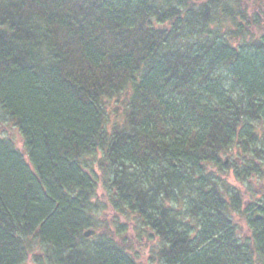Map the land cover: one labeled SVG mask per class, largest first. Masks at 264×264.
Listing matches in <instances>:
<instances>
[{"label":"trees","instance_id":"1","mask_svg":"<svg viewBox=\"0 0 264 264\" xmlns=\"http://www.w3.org/2000/svg\"><path fill=\"white\" fill-rule=\"evenodd\" d=\"M262 31L264 0H0V264H264Z\"/></svg>","mask_w":264,"mask_h":264},{"label":"rangeland","instance_id":"2","mask_svg":"<svg viewBox=\"0 0 264 264\" xmlns=\"http://www.w3.org/2000/svg\"><path fill=\"white\" fill-rule=\"evenodd\" d=\"M262 33L264 34V31H262ZM109 102L110 105L112 106L116 104V102L112 100H110ZM0 135L11 138L18 148H22L23 139L21 134L19 133L18 129L15 126L11 125L8 121L2 122L0 124ZM239 156L240 155H238V150L234 149L233 151L228 152L227 154H223L222 159H224L226 163H228V161H232L233 159L241 160ZM223 176H225L226 180H228L232 185L236 186L237 188H239V190L243 192L245 200L246 198L247 200H252V198L254 197H259L258 192L263 188L262 186L263 180L257 176H253L250 180H248L245 183H240L236 180L232 169L227 170V173L224 174ZM254 193L257 196H255ZM97 199L99 201L100 206L104 205L103 207L104 209L102 210V214H101L103 217L100 216L103 223L108 225L110 224L111 226L115 224L118 228L122 229L124 227L120 225L121 223V224H125L127 228L128 225L126 221L128 220L127 219L125 220L124 217H122L120 214L118 215L116 212H114L111 209V207L107 203L106 195H103V191L100 188L97 190ZM240 224L242 227L245 228L246 225L244 221H241ZM128 233L129 234L133 233L131 228H129ZM148 240H149L148 238L144 239V242L146 243L147 246L150 244ZM147 254H145V257L143 258L142 261H144V259L148 257ZM25 264H34V262L30 260Z\"/></svg>","mask_w":264,"mask_h":264},{"label":"water","instance_id":"3","mask_svg":"<svg viewBox=\"0 0 264 264\" xmlns=\"http://www.w3.org/2000/svg\"><path fill=\"white\" fill-rule=\"evenodd\" d=\"M92 234H94V230L93 229H88V230H86L85 232H84V235L85 236H90V235H92Z\"/></svg>","mask_w":264,"mask_h":264}]
</instances>
